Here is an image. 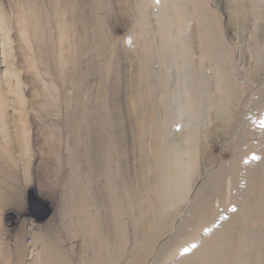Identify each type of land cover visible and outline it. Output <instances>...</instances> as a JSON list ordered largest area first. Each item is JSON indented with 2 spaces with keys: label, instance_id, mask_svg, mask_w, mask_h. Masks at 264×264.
Listing matches in <instances>:
<instances>
[{
  "label": "rangeland",
  "instance_id": "374dc122",
  "mask_svg": "<svg viewBox=\"0 0 264 264\" xmlns=\"http://www.w3.org/2000/svg\"><path fill=\"white\" fill-rule=\"evenodd\" d=\"M43 1L47 15L37 9L35 24L24 0H0V191L18 194L15 206L0 207V264H48L47 227L58 231L67 264L93 260L75 229L87 201L97 228L108 223L84 155L104 135L118 184L133 180L130 239L149 243L164 224L141 264H179L208 225L236 212L235 165L263 167L264 0ZM78 1L82 38L66 9ZM158 173L159 207L140 194L156 188ZM207 186L211 199L195 217Z\"/></svg>",
  "mask_w": 264,
  "mask_h": 264
},
{
  "label": "bare ground",
  "instance_id": "6f19581e",
  "mask_svg": "<svg viewBox=\"0 0 264 264\" xmlns=\"http://www.w3.org/2000/svg\"><path fill=\"white\" fill-rule=\"evenodd\" d=\"M94 1L95 4H97V1ZM24 4L29 10L36 12V14H38V9L41 16H43L44 13L47 15L46 10L48 8V4L44 3L43 0H24ZM75 6H80L79 1L75 4ZM75 6L73 3L69 2L66 9L70 12V14L75 15V22L80 29L79 36L82 38L86 32V24L83 19L81 6ZM255 11L256 15L259 14L257 13V10ZM33 14L34 13L29 16L28 21L30 20L33 23L38 24L40 15L38 14L35 16V14L33 16ZM257 16L259 17V15ZM45 18L46 17L44 15V20L41 23L44 26H49L50 24L47 25L49 22H46L47 19L45 21ZM41 19H43V17H40V20ZM225 90L226 92H223L228 96L226 97L229 99L228 104L234 106L236 90L228 83ZM246 136L247 135L243 132L241 135L242 142ZM106 137V135L98 137L96 144L91 142L88 145L89 148H87L86 154L84 155L91 165H93L92 168L95 169L96 173L94 181L96 183L93 182L95 186H92V191L96 194L95 197L97 205L95 206H97L100 210L101 219H107L108 223L104 221L106 225L103 226V228L105 227L103 230L102 228L101 230L97 228L95 224L96 220L93 214H91V202L87 201L88 205L82 204L84 206L82 207L81 205L82 212L80 211V213L77 214V217L79 216L83 220H81L83 224H80V226L77 225L75 229V231L77 230L76 235H80L82 240L87 242L85 247L90 248L91 250L93 260H90L87 264H141L142 261L149 255L152 244L156 242L158 236L162 230H164V224L153 233V236L150 239L151 242L149 240V243L141 242L139 240L141 235H138L139 237H135L134 240L130 239L128 234L129 228L132 227L133 230L138 229L136 227L138 224L135 226L133 220L131 219L132 206L129 202L134 195V185L131 184L133 180L130 181L127 179L125 183L118 184L116 177L113 176L111 171L112 168L109 158L110 150L106 147ZM239 150L238 156L247 160V151L244 148V145L241 146V149ZM260 151V161L263 166L262 168H259L260 163L257 164L254 161L249 163L247 160L245 162L237 163L231 175L230 181L232 184L235 185L238 181H240L243 185L242 192L237 198H235V201L237 202L236 212L233 209L234 211L231 210L232 212L228 215L222 216L218 219L220 223L211 225V227L208 225L206 233L198 240L196 238L197 247L192 249L179 264H264V138ZM92 168L91 170L93 171L94 169ZM161 180V174H154L153 182L155 183V186L157 185L156 188L151 191L142 188L140 192V194L144 193L145 196H154L158 207L159 205H165L161 199L160 193L158 192L159 185L160 187L162 186ZM97 182H105V187L103 189H101V187L100 189L97 188L99 186ZM137 187H140V185L138 184ZM208 187L209 186H207V188H205L200 195L199 201H201V203L197 205L195 217H198L202 214V212H204L206 203H208L211 199V188L209 190ZM17 199L18 194L16 191H0L1 208H8L13 205L15 206L18 201ZM154 208L156 209L157 207L154 206ZM147 209L149 210V207ZM162 215L163 212L161 214L157 213L154 216H148V221H150L149 223H159L158 221H161ZM193 220L194 219L189 220L188 225L191 223L193 224ZM162 221L164 220L162 219ZM75 224H77V222ZM71 236H73V232L71 233ZM40 239L42 249L45 254L43 260L46 263L67 264L66 257H64V254L60 249L61 238L58 231H56L53 227H47V229L44 228ZM129 240L133 241V243L131 241L130 243L132 244V247L134 246L135 248L127 249V243H129Z\"/></svg>",
  "mask_w": 264,
  "mask_h": 264
}]
</instances>
